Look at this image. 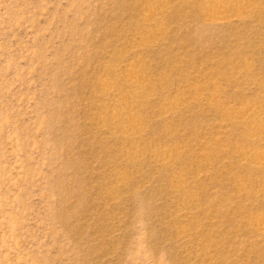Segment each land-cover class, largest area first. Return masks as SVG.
<instances>
[{
  "label": "rangeland",
  "instance_id": "1",
  "mask_svg": "<svg viewBox=\"0 0 264 264\" xmlns=\"http://www.w3.org/2000/svg\"><path fill=\"white\" fill-rule=\"evenodd\" d=\"M220 1L0 0V264H264V0Z\"/></svg>",
  "mask_w": 264,
  "mask_h": 264
},
{
  "label": "bare ground",
  "instance_id": "2",
  "mask_svg": "<svg viewBox=\"0 0 264 264\" xmlns=\"http://www.w3.org/2000/svg\"><path fill=\"white\" fill-rule=\"evenodd\" d=\"M230 10L229 4L222 2L220 0H211V7H210V12L212 14H227L228 11ZM132 69V68H131ZM131 74V73H130ZM135 75V74H134ZM132 78V77H131ZM130 78V79H131ZM133 80V78L131 79ZM136 80V78L134 79ZM127 83V82H126ZM133 82H131L132 84ZM137 83V81H136ZM171 110H173V108H171ZM133 125V124H132ZM135 127V126H134ZM137 128V127H136ZM135 128V129H136ZM130 129V127H129ZM129 131V130H128ZM130 132V131H129ZM134 132V131H133ZM260 132L262 133V135H258V141L263 142L264 143V129H260ZM131 134V133H130ZM134 135V134H132ZM253 161L258 165V166H262L264 167V151H260L258 153H256V155L254 156Z\"/></svg>",
  "mask_w": 264,
  "mask_h": 264
}]
</instances>
